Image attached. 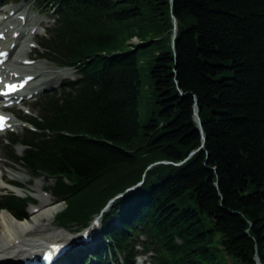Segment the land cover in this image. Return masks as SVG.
<instances>
[{"label":"trees","instance_id":"obj_1","mask_svg":"<svg viewBox=\"0 0 264 264\" xmlns=\"http://www.w3.org/2000/svg\"><path fill=\"white\" fill-rule=\"evenodd\" d=\"M33 1L52 20L40 56L75 77L19 110L32 128L4 153L53 180L58 226L102 212L99 240L62 264H264V0ZM30 199L0 193V210L23 220Z\"/></svg>","mask_w":264,"mask_h":264},{"label":"rangeland","instance_id":"obj_2","mask_svg":"<svg viewBox=\"0 0 264 264\" xmlns=\"http://www.w3.org/2000/svg\"><path fill=\"white\" fill-rule=\"evenodd\" d=\"M2 0H0L1 2ZM49 5L45 4L41 5L38 1L33 0H11L10 3H7V5H1L0 4V18H6L8 14H5L3 10H9V13L13 17H19L23 20L25 15L28 12V15L32 16L35 21L32 24H29L28 26H25L26 29L29 30L28 32V40L29 46L27 47V50H24V52H20L16 48L14 52H12L7 61H10L13 57L16 56H22L25 59V63L23 65L26 66H39L41 67L45 73L40 76L41 79H50V83L48 85H42L37 89V93L34 95L30 94V96L22 98L19 100L18 103H14L13 106L10 109V112H8V116L14 119V123H20V125H17L16 127L8 126L6 130L0 133V172L1 170H4L6 173L7 181L16 183L20 185L21 189L24 191L22 195H17L13 190L12 187L8 186L3 180L0 183H3L6 185L5 187L0 188V193L5 192H11L15 194L18 197H25L28 196L31 199L28 200L29 204L27 207V213L30 214V211L33 207L37 208V205L39 204V192L36 189L37 185L42 183L43 184V191L41 193L47 194L52 202H57L59 205L56 209V211L53 213V215L50 217V221L52 222V228L54 230H57L59 232H65L69 233L71 235H76L77 239L83 238L84 235H88L89 228L91 225L98 221L99 223V217L100 214H96L97 216H94L92 220L89 222L88 225L83 227L81 224H72L68 227L64 228L61 226H58V224L54 220V216L56 213H58L62 207H63V201H57L54 197V195L49 191V186L53 183L52 179H47L46 177L42 175H38L37 177H32L31 174H29V171L26 167L23 165L17 164L12 162L10 159L7 158V156L4 153L5 148V138L9 133H15L16 135H21L23 132V126H29L28 124L24 125L23 122L19 121L17 119V112L18 109L22 110L23 114H29V110L26 107V105L31 106V103L34 102L39 96L50 93L52 90L56 89L58 85L66 79H73L75 77V72L72 68H62L58 69L55 61L40 58V52L41 50L36 48L34 49L35 41H38L40 37H42L45 33L43 30V27H49L52 23L51 17H50V11L48 10ZM3 24H6L5 26L11 25V23L8 22V19L3 22ZM2 34V33H1ZM131 43H137L138 40L136 37H133L130 40ZM154 50H147L143 54L139 55L138 57V70H139V79H140V96L138 101V119L140 123H144L150 115H152L153 112V101L151 99L150 90L148 89V86L150 84V77H149V70H148V62L151 56L153 55ZM21 57V58H22ZM33 77V75H31ZM38 78V77H37ZM37 78L30 81L28 84V87L31 86L33 83L37 82ZM39 79V78H38ZM28 90V89H26ZM11 101H18L15 99ZM25 104V105H24ZM22 146L16 145L14 147V150L16 154H20L22 152ZM10 165V166H8ZM13 167V168H12ZM14 178L13 180L10 179ZM44 190L48 191L45 192ZM55 200V201H54ZM97 228L100 227L99 224H97ZM0 227H1V221H0ZM100 233V229L98 230V233ZM92 238V241H95V239L100 238V234ZM91 238V237H90ZM91 243L82 244L83 247L89 246ZM65 244V243H64ZM77 245V244H76ZM135 264H150V258L147 256H140L136 257L134 260ZM120 262V261H119Z\"/></svg>","mask_w":264,"mask_h":264},{"label":"bare ground","instance_id":"obj_3","mask_svg":"<svg viewBox=\"0 0 264 264\" xmlns=\"http://www.w3.org/2000/svg\"><path fill=\"white\" fill-rule=\"evenodd\" d=\"M3 11L8 15L6 18H0V33H3L0 37V52L7 51L8 54L3 60H0V76L4 78V81L18 80L26 75H33L31 80L38 77L37 82L27 87L28 90L23 89L17 92L18 94L15 98L25 97L27 94L34 95L40 86L48 85L51 81L50 79L40 78L45 71L39 66L23 65L25 59L22 56L13 57L10 61H7V59L16 48H19L20 52L27 50L29 46L27 42L29 30L25 26L32 24L35 19L28 15V12L24 19L21 20L20 16L13 17L9 13V10ZM7 19L11 25L5 26L6 24H3V22ZM8 123H10L8 126L13 127L20 125V123H14V119L11 117ZM0 179L7 181L4 170L0 172ZM10 179L13 180L14 178L10 177ZM5 186L3 183H0V188ZM10 187H12V190L17 195H22L24 192L20 187L13 184ZM36 189L39 192V204L37 208H35L36 206L32 208L33 210L30 211L26 219L17 220L7 210H0V264H20L22 260L35 255V251L39 247H45L50 243H67L72 245L85 243L81 239L77 240L76 235L59 232L52 228L50 217L56 211L59 204L52 202L47 194L41 193L43 191L42 183L38 184ZM89 232L97 238V225L92 224Z\"/></svg>","mask_w":264,"mask_h":264},{"label":"water","instance_id":"obj_4","mask_svg":"<svg viewBox=\"0 0 264 264\" xmlns=\"http://www.w3.org/2000/svg\"><path fill=\"white\" fill-rule=\"evenodd\" d=\"M170 1L172 2V0H170ZM175 35H176V19L173 16V35H172V37L174 38ZM193 110H194V119H195V121H196V123H197V125H198V127L200 129L201 138H202V144H203L205 137H204V135L202 133V129H201V121H200L199 116H198V106H197V101L196 100H195L194 105H193ZM159 162L168 163L167 161H158V162H155V163H159ZM176 164H178V163H176ZM255 260H256V264H260L257 256H255Z\"/></svg>","mask_w":264,"mask_h":264},{"label":"snow or ice","instance_id":"obj_5","mask_svg":"<svg viewBox=\"0 0 264 264\" xmlns=\"http://www.w3.org/2000/svg\"><path fill=\"white\" fill-rule=\"evenodd\" d=\"M0 55H4V53H0ZM6 87H7V89L9 91H11V90H15V88L17 86L16 85H7ZM3 120H4V118L3 117H0V127L3 126ZM60 247L61 246H59V245L53 246V251H58ZM46 258L50 259L51 258V254H49L48 256H46Z\"/></svg>","mask_w":264,"mask_h":264}]
</instances>
